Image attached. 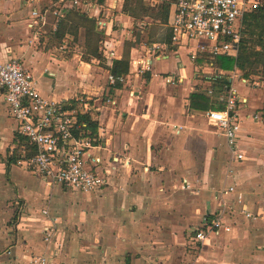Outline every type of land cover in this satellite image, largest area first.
Here are the masks:
<instances>
[{
    "label": "crops",
    "instance_id": "0c3cea01",
    "mask_svg": "<svg viewBox=\"0 0 264 264\" xmlns=\"http://www.w3.org/2000/svg\"><path fill=\"white\" fill-rule=\"evenodd\" d=\"M43 1L0 0V63L19 60L40 82L42 93L57 99H89L96 127L107 139L90 155L101 157L97 169L108 170L104 173L107 183L77 194L46 183L41 173L18 164L12 155L17 147L15 135H21L0 88V264H27L32 255L44 251L42 230L51 220L62 248L58 260L63 264H155L159 252L166 264H174L173 237L184 224L188 239L204 214L218 210L221 199L238 209L231 202L234 194L222 193L229 186L242 194L244 207L255 218L235 211L226 214L233 230L213 235L222 237L209 249L214 258L208 264H264V243L254 247L262 238H237L241 232L247 236L253 226L261 228L262 236L264 232V103L250 106L248 97L239 93L246 102L237 108L236 145L244 157L233 158L225 137L207 124L205 111L189 107L190 92L200 86L209 88L211 83L197 72L213 73V68L196 66L186 46L171 43L172 48L167 46L156 56L147 51L151 69L143 74H137L131 63L137 51L133 49L126 80L117 87L108 83L105 90L96 80L85 85L75 65L38 48L40 40L29 27L30 11L33 6L49 8L54 2ZM148 1L153 5L167 0ZM122 4L123 0H82L76 8L64 4L62 9L67 19L90 25L96 37L103 35L97 39L102 45L96 52L105 58L106 75L112 61L121 58L120 45L128 33L131 16L122 13ZM77 10L88 19L74 14ZM102 19L105 24L100 27ZM50 21L49 16L43 28L48 29ZM164 26L168 37L170 29ZM160 43H165L163 38ZM181 47L186 49L187 62L179 57ZM91 55V60L96 59ZM161 59L168 60L171 68H155ZM227 74L231 86L237 78L246 87L241 70ZM168 76L175 83H168ZM257 91L264 95L260 88ZM25 153L22 148L21 154ZM111 154L117 162H112ZM111 164L114 169L109 168ZM44 208L50 217L42 213ZM204 246H212L211 241Z\"/></svg>",
    "mask_w": 264,
    "mask_h": 264
},
{
    "label": "built area",
    "instance_id": "2783aa9c",
    "mask_svg": "<svg viewBox=\"0 0 264 264\" xmlns=\"http://www.w3.org/2000/svg\"><path fill=\"white\" fill-rule=\"evenodd\" d=\"M81 1L55 0L49 8L33 6L29 27L34 31L35 37L39 38L42 34L49 16L50 29H56L58 21L64 18V4L76 8ZM262 3L263 0H174L171 5L173 9L166 22L170 29L171 43L186 46L192 60L199 53L236 56L242 37L244 15ZM104 24L103 19L99 21L100 27ZM166 47V43H153L147 51L156 56ZM131 63L137 74L151 69V60L148 57L132 59ZM197 73L196 75L202 74L206 83L219 77V73L214 72L201 70ZM125 80L124 75L107 74V81L111 85L123 83ZM166 81L175 83V78L168 76ZM243 81L245 84L251 82L264 92V78L248 75ZM0 88L4 103L17 123V133L28 141L33 150L29 157H19L18 164L41 173L46 183L58 184L77 194L95 191L106 185L104 173H108V170L97 169L102 159L98 155H90V151L100 148L101 141L106 144L107 139L102 138L103 131L100 127L97 126L95 131L89 127V123L94 121L89 99L81 96L56 99L44 95L32 74L14 58L0 63ZM217 100V103L204 112L207 124L225 137L232 157L242 159L244 155L238 151L236 145L240 130L237 108L240 103L246 102V98L230 85L225 93L217 96ZM252 117L258 118L259 115L253 114ZM111 158L112 162H117V157L113 154ZM109 168L114 169V164ZM226 192L234 194L231 202L238 209L226 199H221L218 210L204 214L200 225L188 236L190 248L204 245L220 231L231 232L232 224L225 220L226 214L230 212L235 211L244 217L255 218L244 207L243 196L234 186L222 191L223 194ZM42 213L50 217L48 208L42 209ZM42 233L44 251L32 255L27 264H63L58 260L61 245L55 239L54 221L48 222Z\"/></svg>",
    "mask_w": 264,
    "mask_h": 264
},
{
    "label": "rangeland",
    "instance_id": "374dc122",
    "mask_svg": "<svg viewBox=\"0 0 264 264\" xmlns=\"http://www.w3.org/2000/svg\"><path fill=\"white\" fill-rule=\"evenodd\" d=\"M47 0H44L43 3H46ZM146 3L150 4L148 0H145ZM153 3V2H152ZM159 3V2H158ZM134 3H131V6H133ZM67 21L71 23V26L74 27V25H78V30H76V34H72V28H69L70 33H66L65 36H63V40L61 42H57V40L54 41V39L51 37L50 32L52 30L50 27L48 29L43 28L42 34L39 36V43L38 48L42 49L43 51H49L51 50L53 55H55L59 59H64L66 61L71 62L72 65L76 66V73L77 76L80 77V79H83L85 81V85H90L95 80L100 81V85L104 86L105 90L109 86L107 81V75L105 73L106 71V64H105V58L99 57L96 59L91 60L92 53L96 47L98 49L99 45H102L101 42L97 39H103L102 35H98L97 37H92V40L89 41L90 45L88 46V39L86 38V31L90 28V25L88 26H81V23L77 20H72L71 18H68ZM128 33L126 34L124 41L120 44H117L121 46L122 52L126 50L127 46L132 45L130 48V53L133 49H137V51H134L133 59L137 58H143L147 54V49L150 48L153 43H160L162 38L163 41L167 40V30L165 26L158 21H154L149 17H144L141 15L140 12H138L134 17L131 16L130 24L127 29ZM166 35V36H165ZM165 37V39H164ZM167 44V42H165ZM171 44V43H170ZM193 44H195L193 42ZM169 48H172V45H168ZM185 48H180L179 50V57L182 59V61L187 62V58L184 55ZM98 53V50H97ZM122 55V54H121ZM175 57V56H174ZM191 57V56H190ZM89 62V66L85 63ZM155 68L162 69V70H168L171 68L170 62L168 63V60L161 59L157 61L154 64ZM135 67V66H134ZM242 72V71H241ZM158 75V74H156ZM249 75H258L261 78H264V69L261 65H257V67L253 68V71ZM34 78V76H33ZM247 78V76L245 77ZM37 87L40 89V82L35 79ZM234 87H236L238 93H241L243 95H246L249 100V105H255L260 104V102L264 103V95L257 91L258 87L253 85L251 82L246 83V87L243 86L240 81L237 78H234ZM197 87V86H196ZM199 87V86H198ZM201 87V86H200ZM44 91V90H43ZM261 93V94H260ZM44 95H48L46 92H43ZM211 95V93H209ZM77 95H80L77 93ZM261 95L262 101H257L258 97ZM50 97H54V95H48ZM57 99V98H56ZM218 102L216 97V103ZM215 104V103H213ZM212 104V105H213ZM205 118V116H204ZM206 120V119H205ZM207 122V121H206ZM221 137V136H220ZM219 137V138H220ZM16 138V139H15ZM14 140L16 141V145L22 143L23 140L20 139L19 136L15 135ZM222 138H220V141ZM19 141V142H18ZM20 148V146H18ZM15 148L13 150V157L15 159L19 158L20 155V149ZM236 165H240L239 163ZM188 187H183L182 189H186ZM189 188L191 189H199L195 186L190 185ZM205 190L206 188H202V190ZM211 191L210 187L208 189ZM187 224H184L178 231L177 236L173 237L174 242L172 244L173 246V258L171 259V262L174 264H208L212 262L214 256L213 253L209 250L214 246H217V241L220 240L222 236H217L216 238L211 239L212 246H198V248H190L188 246V239L186 234ZM253 229L249 230V234L246 233L247 236H244V232H241L237 238L244 239L246 237H249V239H255V237H260L263 240H259L254 243V247L261 246L262 243H264V232L263 236L262 233H258L259 230H261L260 227H252ZM232 232V231H231ZM185 239V240H184ZM216 243H213V242ZM186 242V244H184ZM210 242V241H209ZM62 249V248H61ZM170 252V249H168L167 253ZM61 253V251H60ZM163 252H159L158 257H156V260L154 261L155 264H166V261L162 258ZM160 256V257H159ZM180 259V260H179Z\"/></svg>",
    "mask_w": 264,
    "mask_h": 264
},
{
    "label": "trees",
    "instance_id": "16d2710c",
    "mask_svg": "<svg viewBox=\"0 0 264 264\" xmlns=\"http://www.w3.org/2000/svg\"><path fill=\"white\" fill-rule=\"evenodd\" d=\"M132 2L134 3L133 6H131ZM172 2V0H167L151 5L144 0H123L121 11L132 17L140 12L142 16L149 17L164 25L167 22ZM74 12V14L80 15L82 18L88 19L85 13H82L79 10ZM78 27L79 26L76 24L74 27L71 26V23L67 21V18L64 15V18L58 21L56 29L50 32V35L54 41L57 40V42H61L63 40L62 37L65 36L66 33H70L68 31L69 28H72V34H76ZM96 34L97 32L93 27L87 29L86 38L88 39V46L90 45L89 41H91L92 37L96 36ZM164 42H167V44L171 46L170 34ZM131 47L132 45L127 46L126 50L122 53L121 58L112 61L111 66L108 67L110 73L124 76L128 73ZM93 53L96 58L103 57L101 52H96V47ZM193 62L199 67L213 68L214 74L219 73V77L211 80L209 88H202L203 86H201L190 92L188 97L189 107L200 111H206V109H208L213 103H216V97L219 94L226 92L227 87L230 85V74H227L228 72L239 69L242 71L241 76L245 78L253 71V68L257 67V65H261L264 69V0L261 5L252 8L245 13L242 23V37L236 56H210L206 53H199ZM119 85L120 84L118 83L114 84L116 87ZM209 91H211V95L208 94ZM89 127L95 131L96 123L91 121ZM20 139H22L23 142L18 144L20 148L17 146L18 149H20L19 157H29L33 153V150L23 136H20ZM22 148H25L26 150L24 155L21 154Z\"/></svg>",
    "mask_w": 264,
    "mask_h": 264
}]
</instances>
